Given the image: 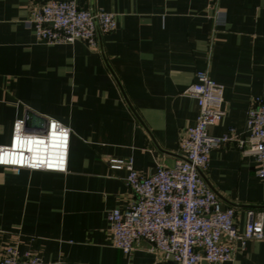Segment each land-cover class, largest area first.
Returning <instances> with one entry per match:
<instances>
[{
    "label": "crops",
    "instance_id": "obj_1",
    "mask_svg": "<svg viewBox=\"0 0 264 264\" xmlns=\"http://www.w3.org/2000/svg\"><path fill=\"white\" fill-rule=\"evenodd\" d=\"M42 1L0 0V145L27 109L54 117L71 129L67 168L0 165V254L11 245L43 264H154L145 239L130 252L111 244L107 211L124 208L133 193L128 169L108 159L132 157L143 174L171 166L196 120L186 87L200 69L224 85L225 113L208 132L234 125L246 135L247 109L264 98V0H76L115 15L96 47L37 38L24 19ZM258 165L234 138L209 151L203 177L221 205L233 206L236 230L253 208L263 236L234 238L229 260L197 264H264Z\"/></svg>",
    "mask_w": 264,
    "mask_h": 264
},
{
    "label": "built area",
    "instance_id": "obj_2",
    "mask_svg": "<svg viewBox=\"0 0 264 264\" xmlns=\"http://www.w3.org/2000/svg\"><path fill=\"white\" fill-rule=\"evenodd\" d=\"M24 25L49 43L81 39L96 47L98 35L112 31L116 21L112 11L83 8L76 0H45L30 7ZM186 92L196 99L198 113L181 136V156L171 166L158 164L153 172L143 174L134 168L132 157L108 159L111 167L128 169L126 182L133 193L124 208L107 211L111 244L130 252L145 239L157 257L154 264H197L201 259L224 262L232 256L234 238L244 243L247 238L263 236L262 218L253 208L247 210L244 230H236L233 206L221 207L202 171L208 166L209 151L234 138L243 151L254 155L259 164L255 173L264 176V98H253L247 109L246 135L240 137L234 125L219 135L208 132L209 125L225 113L222 82L200 69ZM46 118L44 131L27 128L23 117L13 121L9 142L0 145L1 166L66 170L71 129L54 117ZM0 264L43 263L38 255H20L7 245Z\"/></svg>",
    "mask_w": 264,
    "mask_h": 264
},
{
    "label": "water",
    "instance_id": "obj_3",
    "mask_svg": "<svg viewBox=\"0 0 264 264\" xmlns=\"http://www.w3.org/2000/svg\"><path fill=\"white\" fill-rule=\"evenodd\" d=\"M25 126L27 128L36 127L39 131H44L47 124V118L35 113L32 110L27 109L24 115ZM221 207H225V205H221ZM207 261V260H206Z\"/></svg>",
    "mask_w": 264,
    "mask_h": 264
}]
</instances>
